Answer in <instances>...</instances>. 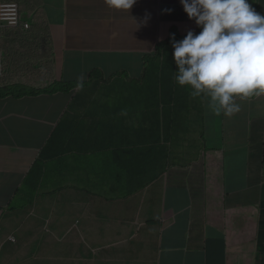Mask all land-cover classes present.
Masks as SVG:
<instances>
[{
	"label": "crops",
	"instance_id": "obj_1",
	"mask_svg": "<svg viewBox=\"0 0 264 264\" xmlns=\"http://www.w3.org/2000/svg\"><path fill=\"white\" fill-rule=\"evenodd\" d=\"M16 1L25 17L32 16L37 34L33 42L41 41L46 54L52 56L46 69L59 75L61 83L68 88L69 98L61 107L43 113L28 97L9 96L8 86L22 85L18 68L7 69L0 81V264H71V242L59 240L52 223H47L53 211V204L47 202L51 197L48 193L53 191L47 177L55 162L82 154L89 138L76 139V131L62 126L95 125L105 131L109 114L128 110L132 102L125 104L118 90L127 82L107 80L106 74L123 70L139 79L145 62L147 74H151L154 55L162 41L148 45L153 42L150 29L164 27L169 32L171 26L153 24L150 2L155 0L135 3V9L130 11L110 8L100 0ZM248 2L264 15V0ZM4 53L6 63L16 54L8 42ZM98 73H102L98 79L91 77ZM80 77L83 82H94V86L77 87ZM107 82L112 93L105 96L100 90ZM151 83V76L146 77L145 87ZM154 92L147 89L146 94L133 101L134 107L122 122V128L130 131L121 133L112 128L107 133L114 137L131 134L136 127L152 129L159 116L167 127L175 108L172 98ZM208 103L203 95L183 97L179 103L183 105L178 106L180 118L192 117L193 121H183L181 129L194 130L210 124L224 126L235 135L234 141L241 147L231 148L232 156L222 157L217 152L209 154L202 163L189 166L170 160H166L164 166L161 162L163 193L180 215L168 221L162 207L154 212L153 219L164 222L177 233L187 243L193 259L201 257L206 264H264V101L248 102L243 112L232 120L217 116ZM55 132L57 136L49 150L53 157L44 162L35 191L33 184L25 186L26 177ZM239 135L246 141L241 142ZM149 148L150 145L143 146L145 152ZM241 152L245 153L242 161L238 157ZM123 157L125 163L132 162L125 160L127 156ZM78 170L80 172H69L71 181L86 172V168ZM246 186L250 189L248 192L238 190ZM66 196L67 191H64L61 197ZM87 197L88 200L76 204V211L63 218L60 216L61 226L72 233L74 220L81 221L84 227L89 225L87 213L100 199L96 195ZM233 214L243 217L237 229L233 227ZM100 231L89 234L86 242L76 240L86 251L90 250L92 245L100 246L107 241ZM10 238L16 242H8ZM59 247L64 250L59 251ZM169 247L168 243L165 248ZM143 248L134 252L129 246H118L114 251H102L98 259L104 264H159L158 253L149 260L154 250L145 253ZM166 251L167 264H191L186 260L173 262V256ZM85 262L80 259L76 264Z\"/></svg>",
	"mask_w": 264,
	"mask_h": 264
},
{
	"label": "clouds",
	"instance_id": "obj_2",
	"mask_svg": "<svg viewBox=\"0 0 264 264\" xmlns=\"http://www.w3.org/2000/svg\"><path fill=\"white\" fill-rule=\"evenodd\" d=\"M100 1L116 10L130 11L135 9V3L140 5L146 0ZM159 6H164L162 11H159ZM3 7L8 10L2 11ZM150 10L154 25L159 23L171 26L169 32L164 27L161 29L153 26L150 29L153 32V42L161 40L160 45L164 44L168 47L165 54L171 59V68L176 70L175 81L181 87L189 88L192 98L205 96L209 100L210 110L226 120H232L240 115L248 102L264 101V15L258 13L248 0H155L150 2ZM20 15L24 20L23 23L19 21ZM34 25L32 16L25 17L16 0H0V81L4 78L7 69L18 68L22 74V88L14 89L8 86L9 96L28 97L43 113H50L64 105L69 94L51 91L55 83H61L60 77L46 69V64L52 61V56L46 54L41 41L33 42L37 40ZM5 29L12 31L16 37V49L13 50L16 54L13 59L10 58L8 63L5 61L4 48L6 42L13 37L8 36L3 42ZM158 50L159 47L154 55L151 74H147L146 62L139 79L132 78L128 71L123 70L106 74L105 78L112 81H115V75L118 73L126 76L121 82H127V84L118 87L122 99L128 87L137 89L144 85L146 77L153 75L155 61L158 59L162 61L164 58V52L159 55ZM97 75L101 77L102 73L91 74V77ZM78 81L77 87L82 88L83 77L78 78ZM106 86L110 87L108 82ZM173 105L175 108L168 120L169 125L165 127V120L159 116L157 119L160 120V128L155 129L153 126L151 129L153 133L163 130L165 136H168L170 149L163 151L168 160L173 162L175 157H179L182 159L179 163L187 166L202 163L209 154L223 151L227 141H234L235 136H231L232 133L220 125H202L194 130L181 129L183 121L192 123L193 119L180 118L178 106L176 107L174 103ZM78 126L74 124L73 130ZM170 135L175 137L170 139ZM181 135L185 136L181 137ZM56 136L57 132L52 135L40 156L49 154ZM239 136L241 142L246 141L241 135ZM151 143L153 141L150 142V147L153 145ZM140 144L142 145V141ZM170 152L175 153L174 157L170 158ZM95 161L96 158L93 166ZM111 162L116 174L122 176L121 185L117 186L114 191L115 196L111 198L107 193L96 190L87 192L83 190V186L72 188L86 196L100 197L87 213L86 222L88 224L100 222L98 225L102 227H116L120 209L115 204L149 190L147 188L132 196H127V174L138 168L140 164L125 163L123 154H114ZM95 177L92 176L93 179ZM157 182L161 183V180ZM119 188L123 191L122 194H119ZM238 190L248 192L250 189L246 186ZM108 210L117 214V217L114 218L107 214ZM164 214L168 217V221L176 220L180 215L172 207L168 198L164 205ZM81 223L79 220L73 221L72 235L74 240L79 239L81 242H86L88 240L79 231L83 226ZM146 229L151 234V238L161 245L157 258L159 264H167L166 249L168 254L173 256V262L193 260V253L188 249L187 243L164 222L151 219L146 224ZM100 234L103 239H108L109 234L106 229L101 230ZM61 239L67 240V238ZM149 240L139 239L134 243L133 240L124 241V239L116 238L112 246H108L106 250L114 251L118 246H129L131 251L137 252ZM8 242L15 243L16 241L10 238ZM168 243L171 247L165 248Z\"/></svg>",
	"mask_w": 264,
	"mask_h": 264
},
{
	"label": "rangeland",
	"instance_id": "obj_3",
	"mask_svg": "<svg viewBox=\"0 0 264 264\" xmlns=\"http://www.w3.org/2000/svg\"><path fill=\"white\" fill-rule=\"evenodd\" d=\"M163 8L164 6H159V11H162ZM19 21L20 23L24 22L21 15L19 16ZM152 43L154 42H151L148 45ZM143 58H145V55ZM96 77L98 79L99 75ZM125 78V75L118 73L115 75L114 79L115 81H123ZM129 78L132 79L131 77ZM83 84L88 87L94 86V82L88 83L84 81ZM144 129L145 128L136 127L131 130V134H118L114 137H109L104 130H99L95 125H91L87 128L78 126L74 129L77 133L75 138H89L87 148L84 149L82 154H77L72 158H66L64 160H60L59 162H55V166L50 169L47 177L48 184L53 188V190L57 188L59 191L57 193L52 192L50 200L47 201L53 204V211L51 212V217L47 218V223H52L56 230L55 234H57L59 240L61 238H67V240L71 242V264H76L80 261V259H84L86 261L82 264H104L98 259V257H100L101 252L106 250L108 246H112L113 241L116 238L124 239V241L133 240L134 243L139 239H150L143 248L145 253L147 251L154 250V252L148 257L149 260L160 251L159 249L161 245L157 240L151 238V234L146 229V224L153 219L154 212L162 207L164 208V205L167 203V197L163 193L162 183H153L149 187V192H142L132 198L118 201L115 205L120 209V217L116 228H104L102 226L96 227V225L100 224V222H94L93 224H89L87 227H83L79 230L81 235L86 239L89 234H96L99 230L106 229L109 234L108 239L106 242L101 243L100 246L92 245L90 250L86 251L84 246L81 245L79 241L74 240L72 232L60 224V216L63 218L66 215L73 213V210L76 211V204H80L81 202L89 199L83 193H79L78 191L70 188L75 186L77 182L75 180H70L69 172L78 168H86V171H93V162L96 158V154L104 145L119 143L121 141L126 142L128 144L127 147L130 146L132 154L128 155L125 160L127 162L132 161L140 165H142L147 159H154V156H156V159H161L163 151L170 149L168 136H165L163 130L158 133H153L152 130L148 128L145 133H142ZM184 136L185 135H181V137ZM231 136L235 135L232 134ZM141 141L147 143L146 145H150V142L153 141V143H151L153 145L145 152V150H143V146L146 145H141ZM226 145L227 147L223 151H220L219 155L222 157L232 156L231 148L241 147L235 141H227ZM169 155L171 158L174 157L175 153L170 152ZM238 157L239 160L242 161L245 158V153L241 152ZM173 162H182V159L175 157ZM163 164L165 166V161H163ZM118 190L119 194L123 193L120 188ZM64 191H67V196L61 197ZM126 191H129L128 187L126 188ZM106 213L111 217H117V214L113 211L108 210ZM241 218L243 217L239 214L232 215L234 228H238ZM221 233H223V231H221ZM58 250L63 251L64 248L59 247ZM86 252H88L87 258L85 257ZM191 264H206V262L201 257L197 256L191 261Z\"/></svg>",
	"mask_w": 264,
	"mask_h": 264
},
{
	"label": "trees",
	"instance_id": "obj_4",
	"mask_svg": "<svg viewBox=\"0 0 264 264\" xmlns=\"http://www.w3.org/2000/svg\"><path fill=\"white\" fill-rule=\"evenodd\" d=\"M5 1V0H2ZM8 36H12L13 38L8 40L9 45L12 48V51L16 49V37L15 34L8 30H4V36H3V42H5V39ZM15 37V38H14ZM168 47L164 44L159 46L158 54L162 55L163 53V60L160 61L158 59L154 63L155 72L153 75H151V80L153 83L145 85H141L135 88H127L125 95L122 99L125 104H130L131 107L128 110H122L119 113L113 112L109 114L105 119V133L111 137L107 131L115 128L119 132L123 133L124 131H130L129 128L123 127L122 128V122L125 120L126 113L134 107L133 101L136 100L140 94H146L147 89L155 90L154 94L158 96H168L172 98L171 102L174 103L177 106L183 105L179 104L180 100L185 97L188 98L190 96V89L187 87H181L176 81H175V75L176 70L174 68H171V59L165 54ZM169 76L170 78L167 79L166 76ZM150 77V76H148ZM15 88H22V86H12ZM52 92H68V88L64 86L63 83H55L51 87ZM103 95L107 96L112 93V89L108 86L102 88L100 90ZM143 118L145 117L144 114L141 115ZM192 117L187 118L185 120H191ZM66 126L70 127L71 129L74 128V124H67L65 126H62V128H67ZM160 120L156 119L154 128H160ZM147 128L144 129L142 133H145ZM141 136V134H140ZM175 136L170 135V139L174 138ZM124 141H121L119 143H111L108 145H104L101 150H99L96 154V161L93 166L95 172L93 171H86L82 175L75 176L74 180L77 182V186L81 187L83 186V190L87 192H92L93 190L107 193L111 198L114 195V191L117 189V186L121 185V177L116 174V172L113 169L112 165V157L114 154H123L125 156L131 155L132 152L130 150V146L127 147L128 144H123ZM130 142V141H128ZM175 143V141L173 140ZM131 143V142H130ZM173 143V144H174ZM111 148H115L116 150H111ZM52 155L46 154L40 156L36 162L34 163L32 169L30 170L27 179L25 180V186L29 184L34 185L35 191L37 190L39 179L41 172L44 167V162H47L52 159ZM168 160V157L165 152H163V155L161 156V159H156V156H154V159H148L145 160L142 165H140L138 168H136L134 171L129 172L128 180H127V186L129 188V191L127 193V196H132L136 193H139L141 191L146 190L149 188L153 183L161 180V171H162V165L161 162ZM135 164V163H130ZM164 167V171H165ZM73 173L80 172L78 169L71 170ZM159 171V172H158ZM96 173L95 179L92 178V174ZM158 173V174H157ZM83 175L86 176V178H83ZM124 176V175H123ZM125 188V187H124ZM59 189H54L53 191L49 192L48 194H52V192L57 193Z\"/></svg>",
	"mask_w": 264,
	"mask_h": 264
},
{
	"label": "built area",
	"instance_id": "obj_5",
	"mask_svg": "<svg viewBox=\"0 0 264 264\" xmlns=\"http://www.w3.org/2000/svg\"><path fill=\"white\" fill-rule=\"evenodd\" d=\"M3 5H1V7H2ZM8 9H6L5 7H3V9H2V11H7Z\"/></svg>",
	"mask_w": 264,
	"mask_h": 264
}]
</instances>
